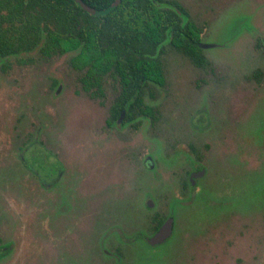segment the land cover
I'll use <instances>...</instances> for the list:
<instances>
[{
	"label": "rangeland",
	"instance_id": "374dc122",
	"mask_svg": "<svg viewBox=\"0 0 264 264\" xmlns=\"http://www.w3.org/2000/svg\"><path fill=\"white\" fill-rule=\"evenodd\" d=\"M173 1L211 48L164 44L154 120L109 126L117 81L84 92L74 53L0 63V264H264V0Z\"/></svg>",
	"mask_w": 264,
	"mask_h": 264
},
{
	"label": "trees",
	"instance_id": "16d2710c",
	"mask_svg": "<svg viewBox=\"0 0 264 264\" xmlns=\"http://www.w3.org/2000/svg\"><path fill=\"white\" fill-rule=\"evenodd\" d=\"M82 1L102 13L89 14L74 0H0L1 68L10 59L29 62L22 57L34 51L43 58L74 53L69 63L83 71L85 90L97 87L92 95L101 96L104 76L120 82V93L109 109L108 125L112 126L121 112H125L121 125L139 116L155 119L141 94L149 84H164L161 57L165 43L196 67L206 66L199 46L201 30L188 21L178 2L121 0L112 8L115 0ZM151 221L152 232H156L164 219L155 214ZM135 238L143 239V235ZM4 253L6 248L0 245V257Z\"/></svg>",
	"mask_w": 264,
	"mask_h": 264
},
{
	"label": "water",
	"instance_id": "95a60500",
	"mask_svg": "<svg viewBox=\"0 0 264 264\" xmlns=\"http://www.w3.org/2000/svg\"><path fill=\"white\" fill-rule=\"evenodd\" d=\"M75 3H77L84 11H87L89 14L96 15L100 14L102 12H98L96 9L89 7L86 5L82 0H74ZM121 2V0H115L114 3L112 4V8L118 6V4ZM201 48H206L210 47L206 44L200 43L199 45ZM124 116V112L121 113V116L118 120V122L121 121V119ZM203 173V172H202ZM197 174H191L190 180L193 181V179L197 178ZM147 206L151 207L152 206V201L148 200L147 201ZM173 218L169 217L167 218L157 229V231L150 237L146 238V242L150 246H157L160 244H163L168 238L171 237L172 232H173Z\"/></svg>",
	"mask_w": 264,
	"mask_h": 264
},
{
	"label": "flooded vegetation",
	"instance_id": "af4514ba",
	"mask_svg": "<svg viewBox=\"0 0 264 264\" xmlns=\"http://www.w3.org/2000/svg\"><path fill=\"white\" fill-rule=\"evenodd\" d=\"M211 48V47H210ZM202 49V48H201ZM67 54V53H66ZM73 70H75V71H77V72H82V75H83V71H79V70H76V69H74L73 67H71ZM106 76H104L103 77V79H102V81H101V96H103V94H104V92H103V82H104V78H105ZM82 78V77H81ZM80 82H81V79H80ZM117 84H118V91H117V93H116V95H115V97H114V99L113 100H115L117 97H118V95H119V93H120V82L119 81H117ZM81 87H82V90L84 91V92H86V93H88V94H90V95H92V93L97 89V87H92V88H90L88 91L87 90H85L84 89V84L81 82ZM147 89V86H145V87H143V89H142V97L144 96V89ZM100 95V94H99ZM122 113V112H121ZM120 116H121V114H120ZM120 116H119V118H120ZM124 116H125V112H124ZM124 116H123V118L121 119V121L120 122H118V120H119V118H118V120L116 121V125H121V123L123 122V120H124ZM203 172V173H202ZM191 174H197L198 175V177L197 178H195V179H193V181H191V183H192V186H193V188H188V189H181L180 190V192H199L200 190L199 189H197V188H195L194 186H195V184H196V182H197V180L198 179H200V178H202L204 175H205V169L202 167V166H200V167H198V168H196L193 172H191ZM190 174V175H191ZM188 180H189V178H188ZM146 206H147V204H146ZM148 207V206H147ZM149 208V207H148ZM145 240H146V238H145Z\"/></svg>",
	"mask_w": 264,
	"mask_h": 264
}]
</instances>
